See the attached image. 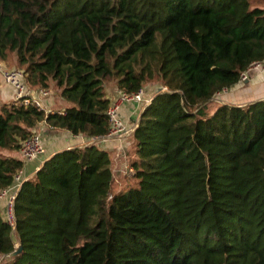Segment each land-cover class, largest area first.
<instances>
[{
    "label": "trees",
    "instance_id": "trees-1",
    "mask_svg": "<svg viewBox=\"0 0 264 264\" xmlns=\"http://www.w3.org/2000/svg\"><path fill=\"white\" fill-rule=\"evenodd\" d=\"M251 4L0 0V61L68 103L1 105L0 195L41 122L90 142L110 128L109 83L160 89L131 135L135 182L114 191L97 142L53 154L19 185L14 226L0 209V264H264V99L207 115L264 62V9Z\"/></svg>",
    "mask_w": 264,
    "mask_h": 264
},
{
    "label": "crops",
    "instance_id": "crops-1",
    "mask_svg": "<svg viewBox=\"0 0 264 264\" xmlns=\"http://www.w3.org/2000/svg\"><path fill=\"white\" fill-rule=\"evenodd\" d=\"M10 67L15 68L14 62L12 63ZM249 83L259 88V97L256 99V101L263 100L264 99V73H259V72L254 73L249 78V80H246L242 83L239 82L234 87H237L239 84H249ZM154 89L155 88L154 87L152 88V86L146 87V89H144L145 96L146 97L152 96L153 95L151 94L152 92L158 91V89H155V90ZM11 90H12V97H8V99H5L3 93L0 92V98H4L6 101L7 100L13 101L14 100V90L13 88H11ZM29 90L32 93V98H34L35 100L38 99L42 103L43 110L45 112L63 111L65 108L68 107V103L65 102L63 99H61L58 91L49 89L46 91L47 95L45 97H41L39 95V90H34V89H29ZM53 94L54 95L57 94L58 97H53ZM105 94H106V97L112 103L120 95V92H118L115 89L112 83H109L107 87H105ZM215 98L212 100V103H214ZM4 103L2 102V104ZM233 105H241V104H233ZM142 109L143 108L140 107V105H138L135 102L123 103L118 111V117L128 126H132L134 123H137ZM35 133L39 135L41 139L44 152L36 160L24 162L23 170L19 175L20 184L23 181L32 178L35 172L40 167V165L45 160L50 158L53 154L63 151V150H68L71 148H83L87 144L90 143L89 140H87L86 138L82 136H73L69 134L68 132L59 131L55 128H51L44 122H41L38 125V127L35 130ZM97 146L105 151H108L111 155L110 157H111V163H112L111 166H112V175H113V180H114V188H116L117 190L124 188L127 184L125 183V178H128V175H126L127 174L126 168L129 167L127 165H129L128 163L130 162V155L133 153L132 136L126 137L123 141H98ZM12 155L15 158L21 159L19 153H14ZM19 183L14 182L12 186L4 193V196L0 199V209L3 212L5 210L8 197L16 195L18 188H19Z\"/></svg>",
    "mask_w": 264,
    "mask_h": 264
},
{
    "label": "built area",
    "instance_id": "built-area-1",
    "mask_svg": "<svg viewBox=\"0 0 264 264\" xmlns=\"http://www.w3.org/2000/svg\"><path fill=\"white\" fill-rule=\"evenodd\" d=\"M250 69H261L264 70V62L256 63L252 65L247 72L242 74L240 78V83L247 80V75ZM0 78L5 84L13 88L14 90V100L20 101L23 106L34 105L39 109H43L42 103L37 99L32 98V93L26 86L24 82V73L19 69H8L5 65L0 62ZM166 91L164 88L163 91ZM225 92V91H223ZM39 95L45 97L47 92L44 90H39ZM152 96L146 97L144 91H139L136 94L126 95L120 93V95L110 104V107L107 110V116L109 119V131L108 133L100 138H95L90 140L92 142L98 141H123L126 137H129L134 132L137 123H134L132 126H128L118 117V111L123 103L126 102H135L140 107L144 108L150 101ZM44 152L41 139L39 135L34 134L27 139H25L20 147L19 154L20 157L28 162L36 160ZM127 174H132L133 171L129 167L126 168ZM15 183H19V176L16 177ZM20 185V183H19ZM4 196V193L0 195V198ZM14 197L15 195L8 197L5 207V218L9 225L14 226Z\"/></svg>",
    "mask_w": 264,
    "mask_h": 264
},
{
    "label": "rangeland",
    "instance_id": "rangeland-1",
    "mask_svg": "<svg viewBox=\"0 0 264 264\" xmlns=\"http://www.w3.org/2000/svg\"><path fill=\"white\" fill-rule=\"evenodd\" d=\"M251 6L264 9V0H252ZM0 62H2V61H0ZM2 63L8 69L13 68V67L9 68V66H7V63H5V62H2ZM13 69H18V68L15 66V68H13ZM258 72L264 73V70L250 69V71L247 75V80H249V78L252 76V74L258 73ZM0 92L3 93L5 99H8V97H12L11 88L7 84H5L1 78H0ZM151 94H154V92H152ZM53 97H58V96H57V94H55V95L53 94ZM215 97L216 98H215L214 103H211L208 106L207 115L212 114L213 110L220 104V102L221 103H228L230 105L231 104L244 105V104H247L248 102L250 103V102L256 101V99L259 97V88L251 85L250 83L249 84H239L237 87L231 88L230 91L218 94ZM4 98H0L1 99L0 100V106L2 105V102L8 103L9 100L6 101ZM10 101H12V100H10ZM132 156H133V154H131V157ZM127 166H129V165H127ZM126 175H128V178H125V183H127L126 185L129 186L130 184H133L135 181L132 179L131 174H126ZM114 191H117V189L114 188Z\"/></svg>",
    "mask_w": 264,
    "mask_h": 264
},
{
    "label": "water",
    "instance_id": "water-1",
    "mask_svg": "<svg viewBox=\"0 0 264 264\" xmlns=\"http://www.w3.org/2000/svg\"><path fill=\"white\" fill-rule=\"evenodd\" d=\"M160 91V89H158ZM21 248L18 247L14 252H12L11 254H9L7 257H13L15 256L16 254H18L20 252ZM5 258V257H3Z\"/></svg>",
    "mask_w": 264,
    "mask_h": 264
}]
</instances>
